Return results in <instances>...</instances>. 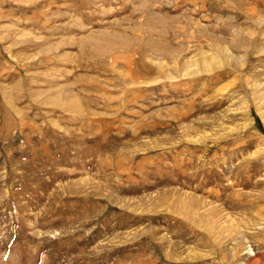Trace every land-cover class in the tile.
I'll use <instances>...</instances> for the list:
<instances>
[{
	"label": "rangeland",
	"instance_id": "1",
	"mask_svg": "<svg viewBox=\"0 0 264 264\" xmlns=\"http://www.w3.org/2000/svg\"><path fill=\"white\" fill-rule=\"evenodd\" d=\"M0 264H264V0H0Z\"/></svg>",
	"mask_w": 264,
	"mask_h": 264
}]
</instances>
